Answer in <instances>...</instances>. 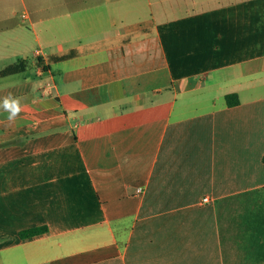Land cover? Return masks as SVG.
<instances>
[{"label": "crops", "instance_id": "crops-1", "mask_svg": "<svg viewBox=\"0 0 264 264\" xmlns=\"http://www.w3.org/2000/svg\"><path fill=\"white\" fill-rule=\"evenodd\" d=\"M0 264H264V0H0Z\"/></svg>", "mask_w": 264, "mask_h": 264}, {"label": "trees", "instance_id": "trees-1", "mask_svg": "<svg viewBox=\"0 0 264 264\" xmlns=\"http://www.w3.org/2000/svg\"><path fill=\"white\" fill-rule=\"evenodd\" d=\"M14 69V67L12 68H8L7 71H10ZM239 96L236 92H231V93H227L225 95V102L227 105L231 106V105H235L237 103H239ZM47 231V226L46 225H41V226H32L29 228H25L23 230H21L19 232V236L21 238H26V237H32L38 234H41L43 232Z\"/></svg>", "mask_w": 264, "mask_h": 264}, {"label": "clouds", "instance_id": "clouds-1", "mask_svg": "<svg viewBox=\"0 0 264 264\" xmlns=\"http://www.w3.org/2000/svg\"><path fill=\"white\" fill-rule=\"evenodd\" d=\"M3 109L8 113L7 119L14 120L21 112V107L18 98H14L9 94L3 101Z\"/></svg>", "mask_w": 264, "mask_h": 264}, {"label": "built area", "instance_id": "built-area-1", "mask_svg": "<svg viewBox=\"0 0 264 264\" xmlns=\"http://www.w3.org/2000/svg\"><path fill=\"white\" fill-rule=\"evenodd\" d=\"M36 53L38 54L39 51L37 50ZM139 189H140V188H139ZM206 200H208V197H207V196H204V197H203V201H206Z\"/></svg>", "mask_w": 264, "mask_h": 264}, {"label": "rangeland", "instance_id": "rangeland-1", "mask_svg": "<svg viewBox=\"0 0 264 264\" xmlns=\"http://www.w3.org/2000/svg\"><path fill=\"white\" fill-rule=\"evenodd\" d=\"M16 1V0H15Z\"/></svg>", "mask_w": 264, "mask_h": 264}]
</instances>
